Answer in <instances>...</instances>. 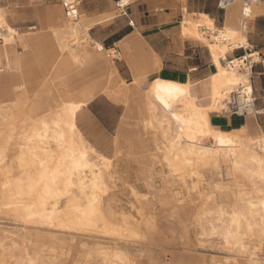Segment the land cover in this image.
<instances>
[{
  "label": "bare ground",
  "instance_id": "obj_1",
  "mask_svg": "<svg viewBox=\"0 0 264 264\" xmlns=\"http://www.w3.org/2000/svg\"><path fill=\"white\" fill-rule=\"evenodd\" d=\"M137 1L92 20L65 0L70 14L63 4L23 31L0 0V264H151L145 246L168 216L200 244L218 242L224 254L210 264H264V130L252 122L263 57L249 39L264 0H227L221 26L188 0H152L179 4L181 37L208 51L199 80L162 73L138 29L121 52L92 35ZM117 58L132 66L134 96ZM100 95L125 104L122 125L135 113L132 135L98 125L89 106Z\"/></svg>",
  "mask_w": 264,
  "mask_h": 264
},
{
  "label": "rangeland",
  "instance_id": "obj_2",
  "mask_svg": "<svg viewBox=\"0 0 264 264\" xmlns=\"http://www.w3.org/2000/svg\"><path fill=\"white\" fill-rule=\"evenodd\" d=\"M116 1L117 0H82L81 7L89 15V18H91L92 20H98V19L106 18L119 11V8L116 6ZM188 3L190 10H198V11L203 10L209 12L211 13L212 16H214L217 19L218 24L220 26L223 24L226 10L221 9L219 7V0H188ZM1 4L9 6L10 11L16 14V19L13 21V25L15 27L20 28L23 31H28V30L37 31L38 30L37 28L35 29H31V28H33L34 26L40 27V19H41L40 14L43 15L46 14V17L49 18V16L52 15V12L56 9V7L63 6V1L62 0H1ZM146 5H148L150 12L153 14L172 12V18L171 20H168V22L171 23V26L173 25L177 27L180 26L179 22L182 20V12H181V7H179V4L174 5V3L170 1L167 3L166 6L160 8L158 7L157 9H155L153 7L152 0H139L127 8V12H128L127 15H124L122 18L107 21L104 24L98 25L92 31V35L103 42V38L108 34L110 30L118 29L123 25H125L124 23L126 22L129 23L128 17L129 16L132 17V15L136 16L139 13H143L144 7ZM133 19L135 20L136 18ZM258 19L259 17L256 18L252 23V30L250 32L251 34H249L250 36H253L256 39L260 37V32H255V28H254L256 21L258 22V24H260V21ZM135 23L137 24V28L133 29L132 27V29L133 30L138 29L137 40H144V38L141 36L139 30L140 26L138 25L137 20H135ZM109 24H113V26L111 27L110 30L107 31L105 28ZM182 39L192 41L190 39H186L183 37ZM138 43L139 41H137L134 44L136 51L140 50L138 48ZM106 44L107 47H109V42H106ZM146 48L150 49V46H148L147 44ZM123 62L129 65L131 70V75L128 74L126 68L124 67ZM140 62L141 63H139L138 65L143 66L144 65L143 62L142 61ZM116 63L118 65V68L122 76L125 78V82L123 83V86H125L126 91L128 92L127 96L128 97L134 96L135 76L133 74L132 66L127 61L118 58L116 59ZM89 108L94 114L98 125H100V127L106 132V134L112 138H114L116 135H119V132L121 131L125 135H132V131L137 128L136 126L137 118L134 115L135 113L131 118L127 119V124L122 125L121 120L126 111L125 104L117 103L109 99L106 95H100L93 103L90 104ZM121 138L123 139V137ZM162 223H163L162 225L163 233L161 234L160 238L157 240V242L145 246L148 255L151 257L150 258L151 264H210L213 258H219L220 255L224 254L223 251L221 252V249L218 246L219 244L218 242H216V240H214V242L217 244H215L212 240H207L203 242L205 243L204 244L205 246H203V243L200 244L201 241L194 235L193 232L186 230V227H184V225L181 223L178 217L168 216V218L162 219ZM195 239H198L200 242L198 240L196 241ZM207 242H211V243H207ZM211 246L213 247V249ZM131 247H132L131 248L132 251H136L137 249L140 248V246L138 245H131ZM218 248L220 250H218Z\"/></svg>",
  "mask_w": 264,
  "mask_h": 264
},
{
  "label": "crops",
  "instance_id": "obj_3",
  "mask_svg": "<svg viewBox=\"0 0 264 264\" xmlns=\"http://www.w3.org/2000/svg\"><path fill=\"white\" fill-rule=\"evenodd\" d=\"M133 18H136L135 20L140 26L141 36L150 46L148 50L159 54L162 62V73L172 77H179L182 80H186L189 77L194 80L205 79L209 75L211 72V60L208 51L197 43L182 39L179 27L171 26V23L168 22L172 18V12L153 14L150 12L148 5H146L143 13H139L136 16L132 15V17L129 16V23H124L125 25L122 27L110 30L113 24H109L105 28L110 31L103 38L104 44L107 46L106 42H109V47H115L121 51L119 43L130 36L134 31L133 29H135V25L133 29L130 26L131 20L135 23ZM258 20L260 24L256 21L254 28L255 32H260V37L256 39L249 35V39L251 38L250 42L255 49L261 51L264 60V17H259ZM246 52L247 49H239L235 52V56H243ZM123 64L128 74L131 75L129 65L125 62ZM252 82L257 98L256 107L264 112V68L260 63L253 68ZM225 117L227 123H229L227 126H231L234 120L227 115ZM218 122H224V118H218ZM252 122L256 125H261L264 130V113L256 115ZM240 123H242V120H240Z\"/></svg>",
  "mask_w": 264,
  "mask_h": 264
},
{
  "label": "built area",
  "instance_id": "obj_4",
  "mask_svg": "<svg viewBox=\"0 0 264 264\" xmlns=\"http://www.w3.org/2000/svg\"><path fill=\"white\" fill-rule=\"evenodd\" d=\"M62 1H63V4H65V10L67 11V14H70L71 11H72L71 7L65 2V0H62ZM79 1H82V0H79ZM226 4H228V1L227 0H219V7L221 9H224L225 10V5ZM134 24H135L134 21L131 20L130 21V26L134 27ZM260 64L264 68V60ZM254 66H253V68H254ZM254 94H255V92H254ZM256 101H257V99L255 100V102ZM247 107H249L248 104L240 105L239 103H236V104L233 105V109L234 110H236V111H242L243 113H248ZM262 113H264V112L263 111H258L257 115L258 114H262Z\"/></svg>",
  "mask_w": 264,
  "mask_h": 264
}]
</instances>
